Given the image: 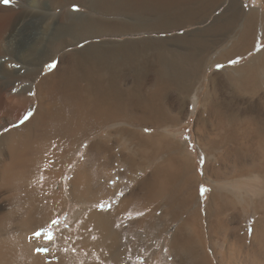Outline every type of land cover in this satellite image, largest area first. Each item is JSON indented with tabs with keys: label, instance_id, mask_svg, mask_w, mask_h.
Listing matches in <instances>:
<instances>
[{
	"label": "bare ground",
	"instance_id": "bare-ground-1",
	"mask_svg": "<svg viewBox=\"0 0 264 264\" xmlns=\"http://www.w3.org/2000/svg\"><path fill=\"white\" fill-rule=\"evenodd\" d=\"M207 3L0 0V264H213L212 236L217 264H264V49L226 76L232 98L208 105L191 55L152 64L143 40L101 41L199 22ZM172 98L181 103L160 102ZM186 98L201 108L193 135L206 202L179 139ZM144 173L105 208L121 191L115 176Z\"/></svg>",
	"mask_w": 264,
	"mask_h": 264
},
{
	"label": "rangeland",
	"instance_id": "rangeland-1",
	"mask_svg": "<svg viewBox=\"0 0 264 264\" xmlns=\"http://www.w3.org/2000/svg\"><path fill=\"white\" fill-rule=\"evenodd\" d=\"M213 1L216 3H213ZM213 1L210 2V0H208L209 4L212 3V5L210 6L207 3V6L209 5L207 10L208 12L206 16L203 17L199 22L196 21L197 23L193 21V23L191 24H184L183 26H178L177 29L176 27L175 28L173 27V29L169 28L168 30L161 33L151 32L141 35H124L113 38H102L101 41L104 42L110 41L111 43L117 42L119 44L125 39H132L134 41H140L141 44L143 40L146 42V44H148V47L145 49L147 51V57H146L147 61H150V63L152 64L154 61L153 59L158 54L177 55V56L178 55L180 56V54L181 55L189 54L191 55L192 60L189 62V66L187 67L195 68L197 66L196 68L198 67L200 68L199 76L194 79H196L197 82L200 83L204 79L203 76L206 77V100L208 105L209 104L215 105V103H217L219 99H220L219 102L224 101L226 99L229 101V99L232 98L234 93V89L232 87H229L231 83L226 81L229 73L236 72L238 69L243 68L244 66L246 67V64L250 63V60H252L251 58L253 56H246L241 58L232 57V61H228L229 63H219V64L216 63L219 60L222 61L223 59L229 60L230 58L229 56L228 57L216 56V52H219L220 44L224 45L226 42H232L233 40H235L237 38L235 33V28H238L239 31L241 28L240 25L237 26L233 24L231 25L230 24L231 22H229V19L227 18L229 17L228 14L231 11L233 5L234 7L236 6L235 0H218L220 3L217 0H213ZM237 2L239 7L241 6L242 7L246 6L248 8L256 7V10L257 9L260 10V8H262L263 11L262 14H264V5L259 4L256 0H237ZM230 4L231 5L233 4L232 7H230ZM74 10L76 11L78 10L79 12L84 11L78 7H75ZM253 14L255 16V13ZM101 19L105 21L110 18L102 17ZM217 24L218 25L220 24V26H218ZM262 30H263L262 43H264V20L262 22ZM79 46L81 47V45ZM259 46H261V42L259 43ZM139 47L142 48V45H140ZM140 62L141 59L139 60L138 64L142 65V63ZM55 68H56V63H49L46 65L43 73H48V72L50 73L54 71ZM120 72L121 70L120 68H118L116 74L120 76L121 75ZM130 85H131L130 82L129 84L128 82L125 83V85L121 83V86H118L121 90L119 88L117 89L119 91L122 90L127 91ZM151 89L152 88L148 90L151 91ZM169 100L163 99L160 102L162 103L164 101V103L167 102L169 104L174 103L173 105H177L181 103V100L179 98L176 100L175 98ZM215 100H217V102ZM200 110H201L200 107L195 110L193 106L189 105V98L185 99L184 115L186 116L185 117L186 119L181 126L180 129L181 135L179 136V139L187 146L186 154L189 157V159L192 162H195L196 173H197L196 176L200 179V183H201L199 187V193L201 194L203 202H206V196L210 192V185L206 184L203 181L202 160L199 153L197 152L196 143L193 135V126L195 121L194 118L196 114L197 115L199 114ZM115 171L117 172L118 168L117 170L115 168ZM67 176L68 175L65 176V179L67 178ZM145 177H146V173L140 175L136 180H134L132 175L121 179L118 178V176H115L114 180L111 181V186H113L115 182H119V188L122 192L120 191L118 196L112 199V201H110L105 206V208L106 209L110 208V206H112L114 203H117L123 196L132 194V192L135 191L137 185ZM2 193H4L3 190H0V213L4 212L5 208L8 206L9 203L6 200L5 201L3 200L2 202L1 199ZM71 209L72 208L70 207L68 210H66V212L57 219L55 226L53 228L51 227L47 231V238H46L47 241L52 242L58 230L68 225V219L70 216ZM49 237H51V239H49ZM216 240L217 238L212 236L211 242L206 241V247L210 255L213 256L212 259L213 264L218 263L217 256L213 254H220L221 252H223L222 246L219 243H217Z\"/></svg>",
	"mask_w": 264,
	"mask_h": 264
},
{
	"label": "crops",
	"instance_id": "crops-1",
	"mask_svg": "<svg viewBox=\"0 0 264 264\" xmlns=\"http://www.w3.org/2000/svg\"><path fill=\"white\" fill-rule=\"evenodd\" d=\"M235 1L237 5L235 7L234 6L232 7V5L230 4V7H232V9L228 14L229 17L227 18L229 19V22H231L230 23L231 25L232 24L236 26L240 25L241 29L239 31L238 28H235V33L237 38L232 42H226L224 45L220 44L219 52H216V56H221V57L229 56L230 57L229 61H232V57L241 58L246 56H254L258 52L262 51V49H264V43H262L263 42L262 22L264 19L262 18L260 19V17L257 18L256 16H254L255 18L253 17V13H255V15L257 13V11L255 12L256 7L254 8H248L246 6L239 7L237 0ZM258 12L259 14H262L263 12L262 8H260ZM249 14L252 16H250ZM254 26L256 27L254 28ZM260 42H261V46H259Z\"/></svg>",
	"mask_w": 264,
	"mask_h": 264
},
{
	"label": "snow or ice",
	"instance_id": "snow-or-ice-1",
	"mask_svg": "<svg viewBox=\"0 0 264 264\" xmlns=\"http://www.w3.org/2000/svg\"><path fill=\"white\" fill-rule=\"evenodd\" d=\"M3 3H5V4H8V3H10V0H3ZM27 117H25V119H26ZM53 223H55V221H53ZM34 235H39V233H35ZM49 239H51V237H49ZM38 251H41V249H37ZM47 249H43V251H46Z\"/></svg>",
	"mask_w": 264,
	"mask_h": 264
}]
</instances>
